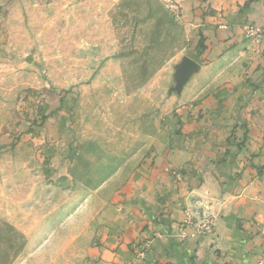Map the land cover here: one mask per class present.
Segmentation results:
<instances>
[{
    "label": "rangeland",
    "instance_id": "obj_1",
    "mask_svg": "<svg viewBox=\"0 0 264 264\" xmlns=\"http://www.w3.org/2000/svg\"><path fill=\"white\" fill-rule=\"evenodd\" d=\"M159 146L178 152L165 192L141 173L165 165ZM256 154L264 0H0V264L32 257L38 236L46 264H94L105 229L160 190L184 198L182 220L136 242L137 264H158L148 253L165 236L214 247L235 169L253 164L245 184L264 183Z\"/></svg>",
    "mask_w": 264,
    "mask_h": 264
},
{
    "label": "crops",
    "instance_id": "obj_2",
    "mask_svg": "<svg viewBox=\"0 0 264 264\" xmlns=\"http://www.w3.org/2000/svg\"><path fill=\"white\" fill-rule=\"evenodd\" d=\"M234 41L236 42L237 40L234 38ZM235 46L238 47L239 45L235 44ZM178 57L174 59L176 60ZM162 137H155L154 142L157 144L162 143ZM176 137L171 136L169 133L164 139L170 143ZM177 153L172 147L164 148L163 146H159L158 150L154 153V157L158 161L165 160L166 166H152L146 168L145 172L141 173H144V176L152 175L154 177L153 180L160 182L159 186L164 191V186L169 187V185L164 180H162V182L164 181V184H162L161 179L163 176L164 178H168L166 177V175L168 176L166 170L170 168L169 173H171L172 165L170 161L176 158L175 154L177 155ZM253 157H255L254 163H258L259 160H264L262 158L263 156L257 154L256 156L253 155ZM238 171L235 169L232 175H240L238 176V180L241 182L239 185L243 189L241 190L240 186H237L234 196L231 195V197L229 195L233 199V202L230 204V208L227 207L229 209L228 211L226 210L223 218L219 220L217 234L220 239L215 242V246L211 247L208 244L202 247L201 244L200 247L196 246V243L189 241L179 243L171 236L156 238L154 249L149 251L148 254H152L158 264L166 261L169 264H197L199 261L202 264L259 263V259L264 254V235L261 232V229L264 228V183L254 181L252 185L249 184L250 186L245 184L244 181L247 176L253 179L255 178V174H257L258 169L253 164L247 167V169L245 168L242 175V171ZM147 178L143 177L141 179L146 186ZM234 178L236 180V177ZM231 181L233 183L234 179H231ZM161 190L158 191L159 202L154 201L152 203L147 199L142 210L143 213H139L138 216L121 217L116 221V224L105 229L102 244L89 248V254L94 257V264H135L137 249H135L134 244L136 242H139L140 239L145 237H151L155 232L159 233L158 231H161V229L170 231L178 226L183 215L180 211L181 205L185 200L176 191L172 194H165L163 192L160 193ZM247 190L249 192H246ZM167 191L170 192L172 190ZM151 207L153 209L157 207L156 210L159 213L157 216H150L148 209ZM165 209L167 210L166 215L162 213ZM34 238L31 237L26 246L27 255L33 254V256L23 259L19 264H46L43 257L52 253L49 250L52 245L49 239L50 237L38 236V238ZM38 239L42 241L41 245L37 247ZM73 249L75 256L80 257L82 255L81 247H75ZM195 255H198V257ZM196 259H199V261Z\"/></svg>",
    "mask_w": 264,
    "mask_h": 264
}]
</instances>
